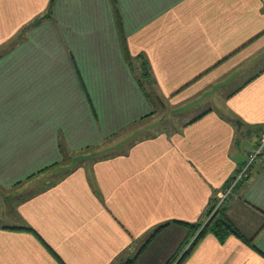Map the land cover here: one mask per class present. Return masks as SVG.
Segmentation results:
<instances>
[{"label": "crops", "instance_id": "crops-1", "mask_svg": "<svg viewBox=\"0 0 264 264\" xmlns=\"http://www.w3.org/2000/svg\"><path fill=\"white\" fill-rule=\"evenodd\" d=\"M263 131L264 0H0V264H165ZM215 213L264 264V150Z\"/></svg>", "mask_w": 264, "mask_h": 264}, {"label": "trees", "instance_id": "trees-1", "mask_svg": "<svg viewBox=\"0 0 264 264\" xmlns=\"http://www.w3.org/2000/svg\"><path fill=\"white\" fill-rule=\"evenodd\" d=\"M50 15H51L50 12H48L46 14V16H50ZM141 69H142V71H141L142 76L141 77L142 78L145 77L146 79H149L150 75H151V72H150L148 64H147V62L145 60L142 63V68ZM209 209L211 210L212 207H209V208H207L205 210V212L203 214V217L205 216V214L208 213V211H210ZM218 213H215L210 218V220L202 228H201L202 220L192 224L191 232L189 234L188 239L186 240L187 242L200 229V231L198 232L194 242L192 243V246L190 248H187V250L181 255L180 252H181V250H183V247H184V245H183L181 250H179L178 252L174 253L167 260V262L165 264H182L183 261L185 260V258L187 257V255L191 252L192 248L196 245V243L200 239V237H202V235H204L207 231H213L219 237L220 240H224L230 233H235V234L241 236L239 230L234 226V224L229 219H227L226 217L219 216ZM163 226L164 225H162L159 228H157V230H155L154 233H156ZM176 260H177V262L175 263Z\"/></svg>", "mask_w": 264, "mask_h": 264}, {"label": "built area", "instance_id": "built-area-1", "mask_svg": "<svg viewBox=\"0 0 264 264\" xmlns=\"http://www.w3.org/2000/svg\"><path fill=\"white\" fill-rule=\"evenodd\" d=\"M264 150V131L262 132L260 142L258 146L249 154V159L246 164H244L237 172H235L233 178L231 179L230 184L225 187L224 189L220 190L218 192L217 201L214 204L211 216L215 214V212L223 205L227 203V201L230 198V195L232 193L233 188L240 183L243 179L248 177L249 175V168L252 165L254 161H257L260 159V156L262 155V152ZM211 217L208 218V221ZM194 240V239H193ZM191 241V243L193 242Z\"/></svg>", "mask_w": 264, "mask_h": 264}, {"label": "rangeland", "instance_id": "rangeland-1", "mask_svg": "<svg viewBox=\"0 0 264 264\" xmlns=\"http://www.w3.org/2000/svg\"><path fill=\"white\" fill-rule=\"evenodd\" d=\"M145 78V77H144ZM161 109V108H160ZM161 112H159V114H157V116L156 117H154V118H152V119H149V121L148 122H151L150 124H152V127H150V125H149V127L147 128V127H145V125H144V127H143V125L140 123V124H136L133 128H132V130L130 131V134L131 133H133L134 131H138L139 132V135H144V134H146V133H148V132H151V130H155V131H157L158 130V128H162V127H168V124L171 122L169 119V117L167 116V114H168V109H165V108H163V109H161L160 110ZM163 120L165 121V125H160L162 122H163ZM157 122V123H156ZM170 127V126H169ZM140 128H142L141 130H139ZM127 135H129L128 133H125V134H120L118 137L116 136V138H115V140H112L113 142H116V141H120L122 138H124L125 136H127ZM109 144V142H107V143H105V144H103V146H101L100 148H98L97 150H96V152L95 153H97V152H100V151H104L106 148H108L109 146H107ZM94 152V149H90V150H86L85 151V153L86 152ZM88 154V153H87ZM261 157V156H260ZM69 160V159H68ZM42 179H40V181L41 180H44V177H41ZM236 187V186H235ZM235 187L233 188V190L232 191H234V189H235ZM11 190L12 189H8V190H4V194H8V193H10L11 192ZM213 208V207H212ZM210 210V209H209ZM211 211H212V209L210 210V211H208V213L207 214H205V216L203 217V219H202V226L204 225V223H207L208 222V218L209 217H212L211 216ZM201 226V227H202ZM194 236V235H193ZM192 236V237H193ZM191 237V238H192ZM191 238H190V240H191ZM190 240L184 245V247H183V250H181V252H180V254L182 255L186 250H187V247H188V243L190 242ZM180 256V255H179ZM178 256V257H179ZM178 260V259H177ZM177 260L175 261V263L177 262Z\"/></svg>", "mask_w": 264, "mask_h": 264}]
</instances>
